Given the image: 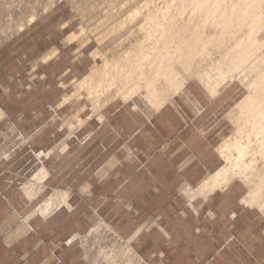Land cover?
<instances>
[{
  "label": "crops",
  "instance_id": "0c3cea01",
  "mask_svg": "<svg viewBox=\"0 0 264 264\" xmlns=\"http://www.w3.org/2000/svg\"><path fill=\"white\" fill-rule=\"evenodd\" d=\"M181 97L198 107L189 91ZM170 103L150 113L111 103L105 120L84 115L66 140L69 129L61 125L50 139L37 134L43 123L30 103L17 109L5 102L3 116L13 123L5 132L14 128V136L0 143V264H86L77 235L94 217L125 239L136 236L133 248L145 264H236L237 242L240 255L250 252L247 236H256V224L220 208L224 199L230 204L231 192L217 189L204 198L193 220L188 206L175 205L185 183L199 187L221 167L219 115L210 105L195 112ZM43 167L46 174L37 177ZM28 183L41 189L32 199ZM57 192L68 194L65 202L42 214L38 207ZM258 228L264 238V224Z\"/></svg>",
  "mask_w": 264,
  "mask_h": 264
},
{
  "label": "bare ground",
  "instance_id": "6f19581e",
  "mask_svg": "<svg viewBox=\"0 0 264 264\" xmlns=\"http://www.w3.org/2000/svg\"><path fill=\"white\" fill-rule=\"evenodd\" d=\"M2 1L1 18L10 19L11 26L12 23L16 25L19 30L15 31L18 32L34 21L41 4L49 8L50 3L56 2ZM119 1L105 0V8L101 14L111 17L107 19V23L101 15L97 17L99 28L96 34L93 33L95 35L82 22L80 35L78 32H71L66 36L68 42L88 36L85 37L86 43L90 33L93 40L101 45L100 48L103 47H98L91 54L94 58L100 57L102 62L94 64V61L90 73L76 79L77 90L65 95L58 107L72 99L79 100L82 98V91H86L87 98L89 96L97 110L117 98L129 102L136 96L146 97L145 101L148 99L159 110L176 95L184 96L185 85L191 79L198 78L214 95H217L219 85L226 80L229 84L240 82L246 92L234 108L230 109L229 120L234 124L233 131L226 139L223 138L225 140L220 144L221 151L219 150L224 164L210 173L199 187L192 189L193 192L188 193L192 197L203 196L206 199L215 190L225 189L235 179L241 178L249 188L242 201L249 205L258 204L264 210V0H135L131 1L133 4L129 3L130 9L124 6L123 0ZM70 2L83 15L101 12L97 9L99 0ZM5 26L6 24L4 28ZM54 52L56 50L52 48L42 54L40 59L43 63H48ZM3 115V108L0 107V117ZM72 115L77 116L78 113ZM46 172L43 167L36 173L37 177ZM34 185L28 183L26 190L24 189L31 199L41 190L39 186L35 189ZM67 195L57 192L38 209L44 211L42 214L49 212L47 209H55L59 202H65ZM113 248L112 251H118L117 247ZM113 253L115 252H112V257L115 258ZM129 257L127 264H131L132 260L145 264L133 250Z\"/></svg>",
  "mask_w": 264,
  "mask_h": 264
},
{
  "label": "rangeland",
  "instance_id": "374dc122",
  "mask_svg": "<svg viewBox=\"0 0 264 264\" xmlns=\"http://www.w3.org/2000/svg\"><path fill=\"white\" fill-rule=\"evenodd\" d=\"M77 1L81 3L83 0ZM121 1L122 0L119 2ZM123 1L124 6L126 5L125 7L129 8V6L133 4L131 1L134 2L135 0ZM136 1L139 2L142 0ZM156 1L162 2L163 0ZM104 3L105 0H99L97 3V9L101 12H97L96 14H91L88 12L85 15L81 14L79 9H77V12L70 0H56L54 4L50 3V5H48L50 6L49 8L46 7L47 5L45 6L44 4L40 3L42 7H40V9L36 12L38 14L36 15L37 18L35 16L34 21H32V23L29 22L28 25L26 24L19 32L15 31V29L19 30L16 25H13L12 23L11 26L10 19H7V17L1 18L0 16V27L2 26L3 29L4 25L6 24L5 28L7 29L8 26V31L5 28V30L3 29L4 31L0 28V32L2 31L0 33V107L5 108V102L10 104L8 100H11L10 106L17 109L26 103H30L28 108L30 110L36 109L39 114L35 120L41 124L43 123L42 126L39 127L38 130H41L37 134H42L44 131L46 139H50V132L58 125H61V130L64 128L69 129V134L66 136L67 140V138L71 136V132L73 131L75 124H83L84 121L81 119V117H84V115L89 116L91 119L97 118L99 121L105 120L103 117V111L111 103L115 104L114 107L125 105L127 110H133L136 113H150L157 109L151 101H148V99L145 101L146 97L136 96L127 103L124 102L123 99L117 98L113 102H110L107 106L98 108L97 110L94 108L93 102L89 96L87 98L88 94L86 91H82L80 95L82 98L79 100L72 99L70 102L64 105L65 107H58V104L64 100L65 95L73 94L77 90L76 79H81L85 75L89 74L94 61L96 62L94 64H101L102 62L100 57L97 58V56L94 58V55L92 56L91 54H94L97 48H100L101 45L93 40L94 38L93 36L91 37L90 33L95 35L98 32L99 26L96 19L99 17V15L102 16V19L106 20V23L108 22L107 19L111 17V15L101 14L102 10L105 8ZM2 4L3 1L0 0V8ZM83 18H86L87 20H83ZM82 22L84 24L86 23L87 27L89 26V36L91 38L89 37L88 40H86V43L85 39L88 36H85L86 38L83 36L84 39L81 36L82 38L79 37L73 42H68L66 36L69 33L78 32L77 34L80 35V25H82ZM87 41H89V44ZM52 48L56 50V53H53L54 56L51 59L52 62L50 67H44L43 63L41 62L42 60L40 59L41 55ZM234 82H230L229 84V81L226 80L223 82L224 84L221 83L222 85H219V91L217 95H214L211 94V92L205 86H203L202 82H200L198 78L189 80V82L185 85V89L186 91L190 92V94L193 96V99L197 101L196 103H199L198 107H196L193 102L186 101L179 95H176L172 99L174 100L176 107L185 108L188 106L196 112L197 110L201 111L203 108H207L210 105V108L213 106V109L217 111L219 115L217 121L219 138L217 139L215 145L218 158L217 168L224 164V159L220 153V144L222 145L226 139L225 137L230 135L233 131L232 128L234 124H232L233 122L229 120L231 119L229 115L230 111L234 108V105L237 104L236 102H239L244 97L246 92L245 88H243L240 82ZM166 103L167 105L172 104L170 102H165V104ZM42 111H44V114L49 113V116L45 115V117H42ZM72 113L78 117L73 116ZM5 116L0 117L1 144L3 141L13 139L12 135L14 136V128L9 132H5V128H10V126L13 124L8 121ZM69 117L71 119H69ZM74 118L76 119L73 120ZM35 120L33 122H35ZM206 132L207 130H204V134ZM28 136L29 141L33 140L35 137L30 133ZM223 138L225 139L223 140ZM208 174L209 171H206L205 177ZM196 187L197 186H192L191 184L185 183L181 187L182 197L178 198L175 203L176 206H188L187 210L190 214L188 218L189 220L195 219L194 215L201 210L199 207H202V203L205 201L204 198L200 196H196V198L190 196L189 193L193 192ZM248 189V186L241 178L235 179L230 186L223 190H227L226 192H231L230 204L227 202L228 199H224L220 208L223 212L235 210L238 220L241 219L254 222L256 224L255 226L257 227L252 229V232L254 231L253 233L256 234V236L251 234L247 236V241L249 242L248 248L250 252L240 255L239 249L241 247L238 245V242L237 245H235L234 255L237 258L236 264H264V238L257 236L260 233V229L258 228L260 222L264 224V210H262L258 204L249 205L246 201V204H244L245 202L242 200H244L246 193H248ZM60 203L63 204L64 201L59 202V204ZM243 209L245 210V213L240 214V211ZM183 215H185V212ZM77 237H79L77 242L80 247V254L84 259H86V264H127L130 260L129 255L131 256V251L133 250L135 253H137L132 243L134 241L133 238L125 239L121 237L117 232H115L109 223L99 219L98 217H94L92 221V227L90 229H88L86 232L78 234ZM96 240H98L97 243L94 242ZM109 247H114L113 249L117 247L118 251L116 252L117 249L112 251V249H109ZM107 249L111 250V253H109L110 251ZM112 252H115L113 255L116 257V259L112 257ZM230 256L232 255L230 254ZM239 257L241 260L238 259ZM123 258L124 260H122ZM109 260L111 263H109ZM133 261L134 260H132V262ZM179 263L181 264V262ZM133 264L138 263L134 261ZM182 264L192 263L184 262Z\"/></svg>",
  "mask_w": 264,
  "mask_h": 264
}]
</instances>
